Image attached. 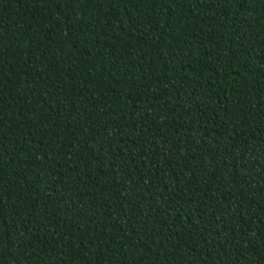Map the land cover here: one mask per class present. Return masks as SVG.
I'll return each instance as SVG.
<instances>
[{
  "label": "trees",
  "instance_id": "obj_1",
  "mask_svg": "<svg viewBox=\"0 0 264 264\" xmlns=\"http://www.w3.org/2000/svg\"><path fill=\"white\" fill-rule=\"evenodd\" d=\"M0 264H264V0H0Z\"/></svg>",
  "mask_w": 264,
  "mask_h": 264
}]
</instances>
